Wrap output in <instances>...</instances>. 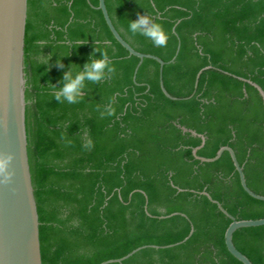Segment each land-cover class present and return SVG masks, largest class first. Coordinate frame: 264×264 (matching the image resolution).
<instances>
[{
	"label": "trees",
	"instance_id": "obj_1",
	"mask_svg": "<svg viewBox=\"0 0 264 264\" xmlns=\"http://www.w3.org/2000/svg\"><path fill=\"white\" fill-rule=\"evenodd\" d=\"M104 1L136 51L168 62L180 42L162 71L165 90L179 99L162 92L155 60L145 58L133 80L139 59L114 39L98 0H27L25 127L42 264H100L151 245L160 248L110 264H242L224 242L231 220L201 192L236 220L264 218V201L243 190L227 152L211 163L195 159L201 139L180 127L204 135L200 157L233 149L248 188L264 196V109L248 82L264 91V0ZM137 13L162 24L167 47L131 34ZM95 48L107 52L115 76L85 81L77 104L56 102L52 85L62 86L71 65L82 69ZM113 97L116 114L101 118ZM232 241L264 264V225L238 229Z\"/></svg>",
	"mask_w": 264,
	"mask_h": 264
},
{
	"label": "water",
	"instance_id": "obj_2",
	"mask_svg": "<svg viewBox=\"0 0 264 264\" xmlns=\"http://www.w3.org/2000/svg\"><path fill=\"white\" fill-rule=\"evenodd\" d=\"M97 9L102 12L105 23L114 39L128 52L129 56L139 59L133 80L135 81L137 70L145 58L155 60L159 64V84L162 92L169 99L178 100L179 98L171 96L165 90L162 71L166 64H170L176 59L180 49V42H178L175 55L168 62H164L151 54L140 53L132 48L115 29L108 15L104 0H98ZM26 18L27 0H0V157L6 154H11L14 157L9 169L14 172L12 183L5 185L0 182V264H42L39 220L28 161L25 127L24 38ZM208 68L205 67L197 73L195 88L197 87L200 74ZM248 82L257 89L264 109V91L257 84ZM194 92L183 99L191 98ZM180 128L183 132H189L201 139V144L192 150L195 159L204 163H211L218 160L223 152H227L239 175L243 190L254 199L264 201L263 195L256 194L248 188L243 169L238 163L233 149L228 146H222L214 157H200L197 155V151L205 143L204 135L197 134L195 131L184 127ZM201 194L217 205L218 209L231 220L224 233V242L228 252L242 264H252L245 255L237 250L233 244L232 237L238 229L263 226L264 218L236 220L219 202L213 200L207 192H201ZM176 214L178 213H172L160 218H167ZM181 215L186 217L184 214ZM193 231L194 228L191 225L188 236L174 245L184 243L192 235ZM146 247L160 248L153 245L141 246L122 258L107 260L100 264L122 263Z\"/></svg>",
	"mask_w": 264,
	"mask_h": 264
},
{
	"label": "clouds",
	"instance_id": "obj_3",
	"mask_svg": "<svg viewBox=\"0 0 264 264\" xmlns=\"http://www.w3.org/2000/svg\"><path fill=\"white\" fill-rule=\"evenodd\" d=\"M129 31L133 36L140 35L151 41L155 47H167L169 36L164 30L162 24L156 22L153 17L144 14L141 15L137 13V19L129 21ZM38 44L43 45L44 42L38 41ZM87 44V43H84ZM81 44V45H84ZM95 52H100L95 48V51L89 58V62L83 65V68L73 72L72 65L69 70L64 72L61 81L59 82L62 86L57 88L52 85L54 91L53 96L56 102L63 104H77L81 101L85 89V81H89L93 84H98L104 80L112 79L116 74V68L112 65L111 60L107 52H100L101 58L97 59L95 57ZM47 58L48 56H44ZM45 63L48 64L49 61L45 59ZM59 68H64L62 62H57ZM115 98H110L109 102L103 106V111H100L101 118L106 116H114L116 114ZM66 139V137H62ZM68 145L71 144V140H66ZM93 143L88 140L84 144L86 150H91ZM14 159L13 155L6 154L0 157V182L5 185L11 184L14 176V172L10 171L11 161Z\"/></svg>",
	"mask_w": 264,
	"mask_h": 264
}]
</instances>
